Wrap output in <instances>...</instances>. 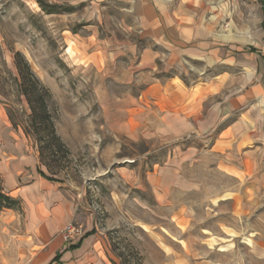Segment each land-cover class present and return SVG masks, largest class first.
I'll return each mask as SVG.
<instances>
[{
  "label": "rangeland",
  "instance_id": "obj_1",
  "mask_svg": "<svg viewBox=\"0 0 264 264\" xmlns=\"http://www.w3.org/2000/svg\"><path fill=\"white\" fill-rule=\"evenodd\" d=\"M134 1L0 0V107L14 127L30 128L14 62L20 52L50 92L67 153L23 133L38 158L43 146L46 176L81 204L71 222L83 230L90 219L96 264H264L263 194L219 171L198 139L167 141L148 121L132 135L107 126L99 73L86 66L101 44H150L135 25ZM200 1L237 24L255 21L253 6L264 8V0ZM5 245L2 238L0 264Z\"/></svg>",
  "mask_w": 264,
  "mask_h": 264
},
{
  "label": "crops",
  "instance_id": "obj_2",
  "mask_svg": "<svg viewBox=\"0 0 264 264\" xmlns=\"http://www.w3.org/2000/svg\"><path fill=\"white\" fill-rule=\"evenodd\" d=\"M162 3L133 2L135 25L149 45L101 44L89 54L86 67L99 73L107 126L132 135L148 121L167 141L198 139L219 171L264 195L263 6L260 14L253 6V23L237 24L231 12L220 20L200 0ZM0 177L4 191L20 201L19 210L0 211L4 264L97 263L90 219L75 239L62 235L81 204L46 176L31 140L3 107Z\"/></svg>",
  "mask_w": 264,
  "mask_h": 264
},
{
  "label": "trees",
  "instance_id": "obj_3",
  "mask_svg": "<svg viewBox=\"0 0 264 264\" xmlns=\"http://www.w3.org/2000/svg\"><path fill=\"white\" fill-rule=\"evenodd\" d=\"M14 60L21 78L19 90L26 97L31 111L29 115L30 126H28L30 128H24L23 131L27 136L30 133L34 134L39 143L49 141L57 149L67 153V149L55 131L54 116L48 108V101L51 97L49 90L34 75L29 63L20 52H15ZM39 160H44L43 146L40 145ZM3 209L19 210L20 201L4 191L0 177V211Z\"/></svg>",
  "mask_w": 264,
  "mask_h": 264
},
{
  "label": "built area",
  "instance_id": "obj_4",
  "mask_svg": "<svg viewBox=\"0 0 264 264\" xmlns=\"http://www.w3.org/2000/svg\"><path fill=\"white\" fill-rule=\"evenodd\" d=\"M257 2L258 0H251ZM82 233V226L74 224L72 222L68 223L66 227L62 230V235L65 241L73 240Z\"/></svg>",
  "mask_w": 264,
  "mask_h": 264
}]
</instances>
